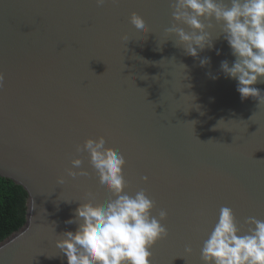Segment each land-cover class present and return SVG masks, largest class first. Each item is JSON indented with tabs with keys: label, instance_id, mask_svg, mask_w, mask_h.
I'll use <instances>...</instances> for the list:
<instances>
[{
	"label": "water",
	"instance_id": "95a60500",
	"mask_svg": "<svg viewBox=\"0 0 264 264\" xmlns=\"http://www.w3.org/2000/svg\"><path fill=\"white\" fill-rule=\"evenodd\" d=\"M172 4L0 0V177L28 195L26 222L0 243V264H67L55 242L77 224L65 221L86 193L98 206L115 199L88 153L76 152L99 136L125 158L124 192L144 190L151 215L167 213L168 235L150 249V264H202L222 207L232 209L239 235L249 217L264 220V103L242 100L221 71V61L235 60L222 25L211 22L213 48L196 58L166 34ZM133 12L143 36L129 22ZM253 87L264 94V80ZM77 158L72 170L87 175L68 177Z\"/></svg>",
	"mask_w": 264,
	"mask_h": 264
},
{
	"label": "clouds",
	"instance_id": "9594fccd",
	"mask_svg": "<svg viewBox=\"0 0 264 264\" xmlns=\"http://www.w3.org/2000/svg\"><path fill=\"white\" fill-rule=\"evenodd\" d=\"M105 3L106 0H95L97 7ZM172 20L166 34L174 36L176 44L182 45L193 58L205 48H213L207 30L211 22L222 25L221 33L235 60L231 66L227 60L221 61V71L226 78L237 81L236 90L242 100L252 97L259 104L264 103V94L253 87L258 79L264 80V0H229L228 4L225 0H173ZM129 22L137 35L147 32L143 19L136 13L130 15ZM121 40L128 41V38L125 35ZM216 54H220L219 50ZM209 63L210 58L200 60L202 67ZM3 81L4 76L0 74V87ZM105 145V138L99 136L85 140L82 148L77 145L76 152L88 153L102 189L115 199L98 206L91 202L93 194L86 193L88 202L80 203L74 210V219L65 221L76 223V230L62 233L55 247L67 264H150V249L168 235L162 224L167 213L160 210L158 216H152L154 201L144 190L134 196L124 192L127 187L122 172L125 158L118 150ZM81 164V159H72V168L66 169L67 176H86L85 171L72 170L79 169ZM142 179L146 181L147 177ZM56 183L63 185L64 177H57ZM245 223L251 227L247 234L239 235L232 209L222 207L201 249L202 264H264V220L249 217ZM190 252L186 247L185 253Z\"/></svg>",
	"mask_w": 264,
	"mask_h": 264
},
{
	"label": "trees",
	"instance_id": "16d2710c",
	"mask_svg": "<svg viewBox=\"0 0 264 264\" xmlns=\"http://www.w3.org/2000/svg\"><path fill=\"white\" fill-rule=\"evenodd\" d=\"M27 203L22 187L0 177V243L24 226Z\"/></svg>",
	"mask_w": 264,
	"mask_h": 264
}]
</instances>
